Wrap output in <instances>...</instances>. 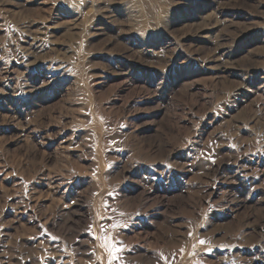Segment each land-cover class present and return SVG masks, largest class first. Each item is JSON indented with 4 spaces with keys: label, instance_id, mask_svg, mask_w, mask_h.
<instances>
[{
    "label": "rangeland",
    "instance_id": "1",
    "mask_svg": "<svg viewBox=\"0 0 264 264\" xmlns=\"http://www.w3.org/2000/svg\"><path fill=\"white\" fill-rule=\"evenodd\" d=\"M0 264H264V0H0Z\"/></svg>",
    "mask_w": 264,
    "mask_h": 264
},
{
    "label": "snow or ice",
    "instance_id": "2",
    "mask_svg": "<svg viewBox=\"0 0 264 264\" xmlns=\"http://www.w3.org/2000/svg\"><path fill=\"white\" fill-rule=\"evenodd\" d=\"M201 243H203V241H201Z\"/></svg>",
    "mask_w": 264,
    "mask_h": 264
}]
</instances>
